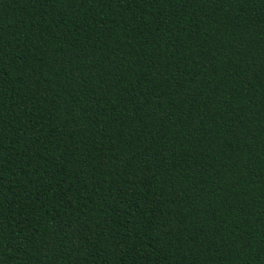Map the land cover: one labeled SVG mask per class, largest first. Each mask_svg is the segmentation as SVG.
Segmentation results:
<instances>
[{"label":"trees","instance_id":"16d2710c","mask_svg":"<svg viewBox=\"0 0 264 264\" xmlns=\"http://www.w3.org/2000/svg\"><path fill=\"white\" fill-rule=\"evenodd\" d=\"M0 264H264V0H0Z\"/></svg>","mask_w":264,"mask_h":264}]
</instances>
